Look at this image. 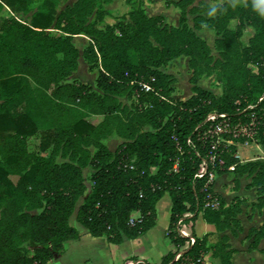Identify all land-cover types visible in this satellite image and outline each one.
Returning <instances> with one entry per match:
<instances>
[{"label": "trees", "instance_id": "obj_1", "mask_svg": "<svg viewBox=\"0 0 264 264\" xmlns=\"http://www.w3.org/2000/svg\"><path fill=\"white\" fill-rule=\"evenodd\" d=\"M32 1L0 0V11L26 12ZM39 1L43 6L29 23L0 17V264H46L62 254L64 243L80 236L69 222L73 214L90 236L114 244L135 239L154 226L164 193L170 199L165 236L175 250L159 264H204L208 243L222 264H231L234 250L227 236L192 233L185 247L189 239L177 225L193 223L201 213L216 231L240 228L239 200L225 206L211 188L210 174L251 175L255 205L264 206V159L241 163L233 143L246 139L227 131L250 122L254 113L264 116V0L207 5L215 13L207 28L220 35L214 44L222 61L214 62L207 42L185 23L186 13L199 10L191 5L194 0L173 2L180 11L175 26L159 15L147 16L141 1L134 6V0H125L129 21L117 33L102 25L108 14L102 6L112 0H76L55 19L59 35L46 31L56 1ZM200 21L193 18L194 28ZM246 25L254 34L242 46ZM76 34L93 42L83 55L90 64L99 62L95 89L68 81L77 67L71 41ZM179 56L188 58L193 75L217 69L221 93L193 84L188 98H173V78L163 67ZM132 90L137 103L132 109L121 106L117 99ZM89 114L102 119L93 125L85 119ZM261 126L257 143L264 153V119ZM37 133L38 147L29 150L28 139ZM111 134L123 139L114 151L101 141ZM86 167L92 173L84 195ZM10 175L18 176L15 183ZM248 235H253L250 248H256L264 220Z\"/></svg>", "mask_w": 264, "mask_h": 264}, {"label": "crops", "instance_id": "obj_2", "mask_svg": "<svg viewBox=\"0 0 264 264\" xmlns=\"http://www.w3.org/2000/svg\"><path fill=\"white\" fill-rule=\"evenodd\" d=\"M121 0H113L110 5ZM142 8L147 16H161L163 21L168 24L175 26V24H170L166 15V5L159 7L161 11L151 12L153 7H158L161 3L158 0H142ZM108 4V5H109ZM124 5L130 7L124 0ZM169 5H173V2ZM177 8V6H175ZM108 14L104 16L103 22L106 18H110L112 11L105 7ZM178 9V8H177ZM3 10H9L5 7ZM179 11V9H178ZM180 12V11H179ZM179 18V16H178ZM48 32V31H47ZM60 32V31H59ZM61 33V32H60ZM198 35V34H197ZM76 36H86L84 34H76L72 36V43ZM199 36V35H198ZM204 39V38H203ZM74 44V43H73ZM75 46V45H74ZM76 47V46H75ZM77 48V47H76ZM78 62V61H77ZM78 67V63H77ZM76 67V68H77ZM75 71V70H74ZM72 74V73H71ZM71 76V75H70ZM69 76V77H70ZM69 81V79H68ZM96 118L95 122L92 120ZM85 119L91 124L95 125L102 119L101 115L89 114ZM117 137L121 139L114 147V140L108 139L109 137ZM29 140V139H28ZM110 151H114L115 148L123 142V139L115 134H111L106 138L101 140ZM241 144L235 145L236 156L240 159L241 163L247 162L245 158L244 162L239 157L238 147ZM61 159V158H60ZM63 161V159H61ZM89 168V167H87ZM92 171V170H91ZM15 176L16 180L18 176L10 175L9 179L12 181L11 177ZM251 175L246 173L242 175H236L231 172H226L223 174H213L212 175V190L217 193L224 201L225 206L230 205L233 199L237 198L239 200V211L236 213V219L239 221V229L234 228V232L231 229H225L222 231H216L214 224L207 222L203 219L202 214L198 213L193 223L191 222H179L177 225V231L183 237H187L189 240L185 243V247H188L193 241L192 233L201 238L207 234L215 233L219 236H227V243L229 248L234 250L231 257V264H264V253L261 252L264 249V236L259 238L256 248H250V243L252 242L253 235L249 236L248 232L250 229H258L264 220V206L257 207L255 205L257 201V193L255 186L250 185ZM13 182V181H12ZM15 183V182H13ZM85 184V183H84ZM89 185H85L86 189L84 195L88 194L90 191L91 182ZM162 198V197H161ZM82 201V198L78 200ZM77 200V201H78ZM76 202L75 209L81 203ZM159 202L156 204V220L154 226H152L148 231L141 234L135 239H129L126 237L122 238L119 244L109 243L106 241L104 236L93 237L90 236L86 230L81 226L79 229L80 236L78 239L69 240L64 243V251L62 254L55 256L52 260L48 261L46 264H124L130 261H142L148 264H159L161 257L169 251H174L175 247L165 236V230L168 224L169 210H170V199L168 204L163 205L162 209L164 215L167 216L166 222L163 224L162 230L159 231V236L163 237V248L155 252L156 256L153 262L149 261V255L153 253V236L158 228L157 224L159 221ZM166 205V206H165ZM214 205L213 207H216ZM165 208H167V213L165 214ZM190 217L191 214L185 215ZM132 218L138 217V212L133 211L131 213ZM209 247L203 254L204 264H222L220 259L213 255V249ZM155 251V250H154ZM135 258V259H134Z\"/></svg>", "mask_w": 264, "mask_h": 264}, {"label": "rangeland", "instance_id": "obj_3", "mask_svg": "<svg viewBox=\"0 0 264 264\" xmlns=\"http://www.w3.org/2000/svg\"><path fill=\"white\" fill-rule=\"evenodd\" d=\"M56 5L54 6V20L52 21L51 25L46 29L49 33L53 35H59L61 34L57 29H55L54 23L55 19L57 18V15L59 12L64 11L66 7H70L73 5V3L76 0H55ZM113 1V0H112ZM111 1V2H112ZM143 2L142 0H134L133 5L136 6L137 2ZM161 4L158 5V7H153L151 12H158L161 11L159 7H162L163 5H166V15L168 18V22L170 24H178V16H179V11L178 7L176 8L173 5H169L170 3L178 0H158ZM223 0H194L193 3L191 4L194 7H197L198 12L196 13H186L185 15V23L188 27L192 28L196 34H198L200 37L204 38V40L207 42L209 46V51L210 55L212 58V61H222V56L221 52L216 49L214 41L217 38H220V35L216 34L213 30L208 29L207 27L209 26L210 22L209 20L215 16V13L211 12L210 9H208L209 5L210 7H214L215 5L222 3ZM109 2V3H111ZM109 3L103 4L102 7H108L112 11V14H110V18H106L105 21L103 22L102 20V25L103 27H111L115 31V33L118 32L119 29H122L128 21L129 18L127 16L128 12L130 11V7H127L124 5V0H121L119 2L114 3L113 5H110ZM109 4V5H108ZM191 5L188 6L191 7ZM42 3L39 0L32 1L28 5V11L26 12H12L10 10H2L0 11V17H5V16H11L15 17L16 19L29 23L31 17L42 7ZM106 9V8H105ZM194 17H199L200 22L198 29L194 28L193 25V18ZM93 18V15L89 17V20ZM236 21H232L230 23V28H233L235 26ZM254 34V29L251 26L246 25L245 28L241 32V36L239 38L240 44L247 45L248 40L253 36ZM93 39V38H92ZM74 45L77 47L78 50V57H77V63L78 67L75 69V71L72 72L71 76L68 78L69 82L73 84L77 83H85L93 87L94 89L96 88L95 86V79L97 76V70H98V61H94L92 64L88 63L85 58L83 53L85 52L88 44H92L91 38L88 36H76L73 40ZM212 62V64H213ZM211 64V65H212ZM247 66L252 69L253 71H256V66L252 64H247ZM163 70L168 73L172 78V84H171V95L173 98H178V99H186L190 95H192L191 92V87L193 84L205 89L209 90L215 95H219L222 90V78H221V73L217 69H212L211 71L203 72L200 74L193 75L192 71L188 67V58L185 56H179L175 59L170 60L164 67ZM193 76V77H192ZM192 81L194 83H192ZM137 95L135 94V91L132 90L130 92V95H125L123 97L118 98L117 100L120 102L121 106H125L129 109H132L133 105L137 103ZM259 115V116H258ZM98 118V117H96ZM92 119L94 122L96 119ZM264 119V116L262 114H252L250 118V122L245 123L244 125L237 126L231 130H227L231 132L232 137H244L246 141L240 143V142H235L233 144L238 145L241 144L242 146L238 147V154L239 157L242 159L244 162L245 158L247 160L245 161H254V160H263L264 159V153L260 147V145L257 143L258 140V133L259 130L261 129L262 121ZM144 129H149L148 127H144ZM222 137V136H221ZM219 137V139L221 138ZM108 139L114 140V146H112L110 149H114L115 145L121 140L117 137H109ZM39 143V134H35L31 138H29L27 145L29 150H36L38 147ZM227 143L231 144V141H227ZM92 150V148H90ZM237 153V151H236ZM240 160V159H239ZM57 161L60 162L61 159L57 158ZM92 173L90 168H84L82 170V175L84 177V183L85 185H89V176ZM13 182H16V177L12 176L11 177ZM81 201L78 200L77 203ZM169 202V197L167 193H164L162 198L160 199L159 202V221H158V228L156 230V233H154L153 236V253L149 255V261L153 262L158 250L163 248V237L159 236V231L162 230L163 224L167 220V216L164 215L163 212V205L166 203V205ZM165 205V206H166ZM214 205H217V202H214ZM167 213V208H165V214ZM70 224L75 227L78 231L81 229V226L75 221L74 214L70 217L69 219Z\"/></svg>", "mask_w": 264, "mask_h": 264}, {"label": "built area", "instance_id": "obj_4", "mask_svg": "<svg viewBox=\"0 0 264 264\" xmlns=\"http://www.w3.org/2000/svg\"><path fill=\"white\" fill-rule=\"evenodd\" d=\"M142 88L144 89V90H148L149 89V87H148V85H146V84H143L142 85ZM225 126V125H224ZM212 148H214V145H212L211 146ZM230 169H233V166H231L230 167ZM204 169L202 168V171H203ZM212 175L213 174H210V178H212ZM175 258H177V255H176V257ZM124 264H144L142 261H130V262H126V263H124ZM188 264H190V263H188Z\"/></svg>", "mask_w": 264, "mask_h": 264}]
</instances>
